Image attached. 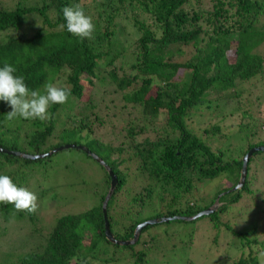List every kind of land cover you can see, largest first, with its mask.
Returning <instances> with one entry per match:
<instances>
[{
    "label": "trees",
    "instance_id": "1",
    "mask_svg": "<svg viewBox=\"0 0 264 264\" xmlns=\"http://www.w3.org/2000/svg\"><path fill=\"white\" fill-rule=\"evenodd\" d=\"M205 1L206 7L204 0H0V67L12 64L30 89L43 91L49 82L71 89L67 103L50 107L47 121L8 120L11 109L0 101V147L36 155L72 143L96 153L117 177L107 217L119 240L132 239L140 222L191 216L221 196L220 206L207 215L159 221L142 229L135 243H111L102 215L110 177L92 159L104 173L95 187L96 203L59 215L41 243L25 252L5 251L0 264H203L205 257L196 261L186 252L202 219L216 230L215 246L224 240L227 250H239L238 257L227 250L221 254L232 260L224 264H264L259 255L264 227L238 229L221 220L223 215L229 220L232 204L253 193L251 170L262 151L250 158L242 188H233L242 157L264 145V0ZM77 3L93 18L92 39L62 27L63 8ZM118 25L135 36L131 44L124 42V32L117 35ZM95 84L104 87L100 100L79 101L84 87ZM206 113L204 127L193 126L194 117ZM107 133L113 140L101 137ZM233 138L244 143L225 159L223 144ZM53 157L30 160L0 153V174L22 186L32 174L25 175V169L41 164L73 170L80 163L75 158L59 165ZM136 159L143 184L131 193L122 165ZM220 176L227 187H216L208 196L192 193L193 182ZM257 214L264 218V204ZM38 218L37 211L0 203V236L11 220L37 231Z\"/></svg>",
    "mask_w": 264,
    "mask_h": 264
},
{
    "label": "rangeland",
    "instance_id": "2",
    "mask_svg": "<svg viewBox=\"0 0 264 264\" xmlns=\"http://www.w3.org/2000/svg\"><path fill=\"white\" fill-rule=\"evenodd\" d=\"M204 2V6L206 7L208 2L205 0ZM118 29H120V31ZM122 32L127 36L126 39L124 36V42L131 44V41L135 39V36H133L131 32L129 33V31L122 30L121 26L118 25L117 35ZM115 44H119V41H115ZM115 64L117 65L118 61ZM103 90L104 87L100 84L85 86V94L82 99H79V101L84 102L89 100V98L100 100L101 95L99 94ZM206 116L207 113L202 117H194L193 126L198 124L196 128L204 127V125L200 123L206 121ZM154 121L159 125L161 118H157ZM121 125V122L118 123L117 129H119ZM242 134L244 135L245 132H242ZM101 137L107 141L113 140L111 133L103 134ZM262 137H264V133L262 134ZM116 139L117 140L114 143H117L120 140V138ZM236 140L237 139L235 138H233V140L228 139L223 144L225 159H228L230 155L235 156L238 146L243 145L244 142ZM50 143H53V141ZM226 155L229 156L226 157ZM52 156H54L53 160L60 161L59 165L72 162L75 158L80 159V163L77 162L75 167L72 168L73 170H62L61 167L58 166H56L55 169H50L41 164L34 166V168H32L34 170L31 172H29L28 169H25V175L29 176L30 173L32 174H30L26 184H23L24 186L22 185V187L28 188L38 197L37 213L39 218L36 223L37 231L32 228L33 225L31 226V224L29 225L27 222L23 221L18 222L11 220L10 223L3 224L6 230L4 234L0 236V255L6 253L5 251L20 253L31 249L36 244L41 243L43 239L42 236L48 233L59 215L64 213H76L87 209L96 203L97 195L95 194V187H97V183L104 175L103 170L99 165L93 162L92 158L87 157L81 151L77 152V150L66 149L54 153ZM123 157L127 158V154H123ZM66 160L68 162H66ZM137 162V159L136 161H124L122 165V168L126 170L129 175L127 187L131 193L132 191L139 189L143 184V178L138 174ZM254 162V167L251 170L250 185L253 193L244 194L240 202L232 204V216L229 220L227 216L223 215L221 217V220L229 222L230 225L238 229L252 227V225H256L259 229L260 227H264V218H257L259 207L264 204V152H258L257 156L254 158ZM74 170H77L78 172ZM76 181L79 182V186L74 185ZM193 183L195 187L192 188V193L196 192V195L204 196L212 195L213 191L215 192L216 187L224 188L229 185L224 176H220L212 181H195ZM195 194H193V196L196 198ZM220 197L221 196H219V198ZM253 210L255 211L253 212ZM183 226H187V224L183 223ZM195 227L196 230L193 234L191 250H186L190 257L194 258L196 261H201V259L205 257L206 260L203 264L231 263V259L226 258L227 260H223L221 258V254L227 250L226 241L223 240V244L220 243L218 246H215L213 243L216 230L213 228L209 220L202 219L196 222ZM222 233H224V231H221V234ZM262 237H264V233L262 234ZM233 249L234 250H229L228 248L227 251L234 252V256L238 257L240 254L239 250L236 248ZM260 262L263 264L262 261Z\"/></svg>",
    "mask_w": 264,
    "mask_h": 264
},
{
    "label": "clouds",
    "instance_id": "3",
    "mask_svg": "<svg viewBox=\"0 0 264 264\" xmlns=\"http://www.w3.org/2000/svg\"><path fill=\"white\" fill-rule=\"evenodd\" d=\"M67 31L81 39H92L95 31L93 18L87 15L81 4L63 8ZM17 69L7 61L0 67V101L10 107L7 119L47 121L52 118L49 109L54 104H65L71 96V89L54 83L40 89H30L23 75H16ZM37 195L26 187L17 186L8 175L0 174V203L14 204L16 211L34 213L38 209ZM264 257V251L259 253Z\"/></svg>",
    "mask_w": 264,
    "mask_h": 264
},
{
    "label": "water",
    "instance_id": "4",
    "mask_svg": "<svg viewBox=\"0 0 264 264\" xmlns=\"http://www.w3.org/2000/svg\"><path fill=\"white\" fill-rule=\"evenodd\" d=\"M66 149H78V150L83 151L84 153L89 155L92 159H94L97 163H99L106 170L107 174L110 177L109 189H108V191H107V193L103 199V202H102V215H103V219H104V235H105L106 239L108 241H110L111 243H115V244H119V245H128V244L135 243L136 240L138 239V236L141 233L142 229H144L148 225L156 224L159 221L165 222V221H168L170 219H174V220L175 219H181V220H185V221H192V220H195V219H197L203 215H207V214L213 212L214 210H216L220 206V203L218 201L219 197H217L215 202L210 207H208L202 211H199L194 215H191V216H173V217L164 216L160 219H158V218L148 219V220H145L143 222H140L135 227L132 239H130V240L116 239L110 230L109 219L107 217V203H108V200L111 197V195L113 194L114 189L117 185V177L114 174V172L112 171V169L110 168V166L102 158H100L96 153L92 152L90 149H88L84 145H77V144H72V143L60 145L58 147H55V148L49 150L48 152L40 153V154H36V155L27 154V153L16 151V150H9V149L2 148V147H0V153H5L8 155H12V156H18V157H22V158H26V159H30V160H35V159H41V158H46V157L52 156L54 153H57V152H60V151L66 150ZM258 151L264 152V145L255 146V147L250 148L245 153V155L242 157V165H241V169H240L239 180H238V183L234 186L233 190L241 189L242 186L244 185V182H245L246 176H247L248 162H249L250 158L252 157V155Z\"/></svg>",
    "mask_w": 264,
    "mask_h": 264
}]
</instances>
